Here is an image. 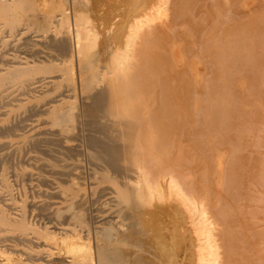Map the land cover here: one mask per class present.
<instances>
[{
  "label": "bare ground",
  "instance_id": "obj_1",
  "mask_svg": "<svg viewBox=\"0 0 264 264\" xmlns=\"http://www.w3.org/2000/svg\"><path fill=\"white\" fill-rule=\"evenodd\" d=\"M259 1L0 0L1 46H9L6 33L25 30L21 36L32 32L36 38L23 37L27 46L34 43L28 48L32 57L10 64L1 60L0 102L14 101L12 87L38 92L13 107L24 115H43L20 133L21 126L11 122L15 110L0 113V149L54 145L72 153L71 136L83 125L88 157L106 170L98 183L115 188L106 194L107 207L96 213L69 208L72 237L66 229L36 227L25 200L16 209L0 204V264H264V228H256L258 221L264 225V158L254 155L264 142L251 137L264 124V4L255 6ZM37 46L53 53L40 56ZM4 51L0 59L6 58ZM207 67L213 72L206 79ZM78 90L80 103L68 97ZM203 108L205 120L197 126L194 113ZM187 127L196 150L204 142L199 135L216 134V143H208L215 157L202 153L206 149L198 150L203 155L196 151L197 158L188 155L179 145ZM207 158L217 166V194H196L183 171L188 164L208 166ZM123 170L132 176L125 183L108 173ZM0 181L12 194L5 175ZM250 186L260 187L261 196L252 193L255 188L249 194ZM63 192L75 197L81 187L72 182ZM255 203L261 212L247 211ZM33 238L49 248L37 246L36 256L16 248L28 247ZM64 250L71 255L62 257Z\"/></svg>",
  "mask_w": 264,
  "mask_h": 264
},
{
  "label": "rangeland",
  "instance_id": "obj_2",
  "mask_svg": "<svg viewBox=\"0 0 264 264\" xmlns=\"http://www.w3.org/2000/svg\"><path fill=\"white\" fill-rule=\"evenodd\" d=\"M259 2L256 3L255 6H259V5H263L264 4V0H262V2L261 1H259ZM261 3H263V4H261ZM23 32L25 33V30L20 31L19 33L17 32L19 35H17V33H15L14 35H11L9 33H6V34H3L2 35V36H5L6 37V40L9 41V46L2 47L1 46V43H0V51H1V49H4L5 51L3 52V54L6 57L5 59H2V58L0 59V65L3 64L2 61H4V63H8L9 62L8 64H10L11 63L10 61H13V59L14 60H22L24 58H30V56L32 57V54H31L32 52L30 50H28V48H31V44H34V43H32L30 41L29 42V45L27 46L26 43H24L25 41H23V40H25L23 37H28V38L33 39L32 41H35L36 38L33 36L35 34L32 33V32H28V34L26 33L24 36H21V34H23ZM8 49H9V51H8ZM36 49L39 51V53H40L39 55L40 56H44L46 58L47 57L49 58L50 54L53 53L51 50L47 49L46 47L37 46ZM27 51H28V53H27ZM43 52H45V53H43ZM212 72H213V69L211 67L210 68L207 67L206 70H203L202 71V73L205 74L206 79L211 76ZM20 92H21V94H20ZM79 92L80 91L78 90L75 95H73V96L71 95V96H68V97H70L71 100H75L76 103H80V101L82 100V94L79 93ZM11 93H12V99L14 98L13 99L14 101H10V103H11V104L9 103L10 105H7L5 101H1L0 102V113L6 112L9 109H14L15 110V114H14V116L12 115L11 122H13L14 124H16L17 126H21V127H18V132L20 131V129L22 130L20 133L27 132L29 130V125L34 124V123H36L37 120L43 118V117H40L42 114L39 113V112H37L40 115H38L36 113L34 115H32V114L24 115L23 113H21V111L17 110V108H15L13 106L14 105H17L19 103V101H22V100L28 99V100H31L32 101V97L35 96V95H39V93L38 92H34V91H30V90H27V92H23L22 93V91H20L18 89V87L17 88L16 87H12L11 88ZM68 97H66V98H68ZM15 98L17 100H15ZM203 103H204L203 105L205 107L206 102H203ZM207 105H208V102H207ZM203 109H204V111H203ZM203 109H200L198 111V112H200L202 110L200 113H198V112H195L196 114L194 113V117L196 116L194 120H195V124L197 126H198L199 123H200L199 126H201V124H202L201 118L202 119L205 118V115H206L205 114L206 113L205 110L206 109L205 108H203ZM203 113H204V115H203ZM24 118H26V119H24ZM20 120L22 121V123H21ZM196 120H197V123H196ZM203 120H205V119H203ZM18 121H20V122H18ZM263 125L261 126L263 129L260 127V130L257 132L255 138H254V136H251L255 141H259L261 143H262V141L264 142V139H263L264 136L262 138V135L264 133V126ZM77 126H78L77 128H79V129L76 128L78 131L75 130V135L74 136H71L72 138L70 139V143L75 146V151L74 152H76L77 155L76 154H73L74 152H72V153H65V152L61 151L59 149V147H56L54 145H46L45 147H40V148H35V149L34 148H28L27 149L26 148L25 150L22 151L23 153L22 152H15L13 148L2 149V150L0 149V179L5 175V180L8 182V186L10 185L9 188H10L11 193H12V194H9L6 191H4L5 189L3 187L2 181H0V192L3 193V194L1 193L2 194V197H1V200L2 201L0 200V204L3 205V204H10L11 203L14 206L13 208L16 209V208L19 207V205L22 203V201L25 200L26 202H28V206H29L27 208V211H28L27 212V216H28V220L30 222H32L33 224L35 223L34 225L36 227H38L39 229H41V230L44 229L45 226L46 227H54V228H57L58 230H60V229H66L68 231L67 234H66L67 237H72V235H73L72 234L73 228L75 227V224L71 220V217H70V215H71L72 212L69 211V208L71 206L72 207L75 206V207H73V208H75V210L73 209L74 211H82V212L87 213V215L88 214H91V213H96L98 210H101L104 207H107V202L108 201H106V199H107L106 194H110L111 192H113V189H115L114 188V185L111 184L110 182L98 183L97 177L99 176V174H101L102 172H104L106 170H105V168L103 166L100 167L101 164L93 163L91 161V159L88 157V153L90 151V148H89L88 145H86L87 143H86V141L84 139V137H85L84 135H86V132L82 128L83 125H80L79 124ZM80 127L82 128V131H81ZM188 129H190V128L187 127V129L185 130L186 132H184L185 135L183 134L184 136L183 135L180 136L182 138L179 137V145L182 146V147H184V148L186 147V150L188 149L187 153L188 152L190 153V155H189V153H188V155L190 157L192 155L193 158H194V155H197V156H195V158H197L200 155H203V154H200L198 152L199 151L202 152V150H205L206 149L205 152L203 151L202 153H205L207 155V157H209V158L211 156L212 157H215L216 152L215 151H211V150L209 151V149H210V146H212L213 144L216 143V134H211L210 135V138L209 137L207 138V136L205 137L203 135L204 133L201 134V135H203L202 137H201V135H199L197 137V139H199V141L204 140V142L203 141L202 142H199L197 140V143L198 142H199V144L200 143H203V145H201V147H200L202 149L197 148L199 150L198 151V150H196L195 148L192 147L193 146L192 144H193V141H194L193 140L194 137H192L191 135H189L192 129H190L189 131H188ZM261 133H262V135H260ZM189 136H191V137H189ZM185 137H186V139H185ZM251 137L248 138V141H251V139H252ZM208 139H209V141H208ZM253 139L251 141L252 143H250L252 145H253V142H254ZM261 139H263V140H261ZM190 140H191V143L192 144L190 143ZM211 141H213V142L211 143ZM182 143H184V144H182ZM208 143H210L212 145H210ZM252 145H251V147H253V148H252V150L249 149V153H251V151L253 152V149L255 148ZM261 146H263V147H258V149L256 148L257 150L254 149V152H255L254 155L261 154L263 156V158H264V145H261ZM260 148H263V150L261 149L262 150L261 151ZM36 149H40L41 152L40 151H36ZM55 149L57 151H55ZM192 149H194V150H192ZM10 150H11V152H9ZM259 150H260V152H259ZM24 151L26 152L25 155H24V153H25ZM196 151L200 155H198L196 153ZM56 152H58V153H56ZM7 153H11V156L4 157V154H7ZM211 153H212V155H211ZM47 154H49L50 157ZM70 154L74 158L72 156H70ZM44 155H46V156H44ZM86 155H87V157H86ZM64 156H66V157H64ZM2 157H4V158H2ZM31 157H32V159H31ZM77 157H79V159ZM52 158H54L55 161L52 160ZM88 159L90 160L89 162H92V164L91 163L89 164V162H87ZM58 160H60V161H58ZM207 160L208 161L210 160L209 163H208L209 164L208 165L209 167L206 165L207 163L204 164L205 162L204 163H201L200 162L199 164L198 163L197 164H191V165L188 164V167L186 169H184V171H183L184 175L186 174L185 175L186 176L185 177V180H187L190 185L188 184L187 181H186V184H188V186H190V188L191 187L195 188V186H196V188H195L196 191H197L196 194H202V191H204V194H212V195L213 194H217V190H218L217 166H216L214 160H213V162H211V159H208L207 158ZM210 163H211V165H210ZM30 164H32V166ZM94 164H97L98 166L97 165L93 166ZM201 165L203 166V168H202ZM38 166H41V167H39L40 170L38 169ZM191 166L195 167L194 168V171H193V167H191ZM33 167L34 168L37 167V169L36 168L34 169ZM204 169L205 170L207 169L206 170L207 172L206 171L205 172H202ZM56 170H59L61 173L63 172L62 174H64V175L67 174V177L64 176V175H62L60 172H58ZM208 170L211 173H209ZM52 171H56V172L53 173ZM191 172H192V174H191ZM108 173L115 179V181H117L119 183H121V182L125 183V182L129 181V179L132 177V176H129L130 178L127 177V175L124 174V173L127 174V171H124V170L121 171L118 174L115 173V172H113V171H110ZM187 173H188V175H187ZM207 173H209V174H207ZM32 174H33V176H32ZM88 174H90V175H88ZM122 174H123V176H122ZM206 174H207V176H206ZM76 175L79 178L78 181H76L77 179H74V177H73V176H76ZM70 176H72V177H70ZM58 178H60L61 180L58 179ZM63 179H64L65 182L63 181ZM212 180H214V182ZM37 181H42V182H37ZM191 181H193V182H191ZM62 182H64V183H62ZM72 182L78 183L80 185V187H81V193L78 194L75 197L72 196V194H70V193L63 192V189L66 188V187H68L70 184H72ZM41 183H43V184H41ZM80 183H82V184H80ZM106 186H107V188H106ZM165 186H166V184H165ZM109 188H110V190H109ZM111 188H112V190H111ZM105 189H107V190H105ZM249 189H250V191H249ZM258 189L262 191V189L260 187L257 188V187H253V186L248 187V190L247 191H248L249 194H251L250 192H252V190H253V192H252L253 194H256L258 196L259 195L261 196V194L258 192ZM98 190L100 192H98ZM57 191H59V193L56 195L55 192H57ZM40 193H43V194L41 195ZM52 193L55 194V195H52ZM101 193H103V194H101ZM47 194L48 195H51V196L47 197ZM52 196H54V197L52 198ZM73 202H74L75 205L73 204ZM81 202H83V203H81ZM34 203H35V205H34ZM43 203H44V205H43ZM30 204H32V205L30 206ZM48 204H52V205H48ZM79 204H81V205H79ZM39 208H41V210ZM42 208H43V210H42ZM57 208L62 213V214H60V216H57L55 214L56 213L55 211L57 210ZM93 208H94V210L92 211ZM52 209H53V211H52ZM83 209H85V210H83ZM260 209H261V206L258 205V204L256 206V203H255V204H251V207L249 206V208L247 209V211L251 212V211L257 210L259 212ZM13 211L17 212L16 210H13ZM64 211H66V212H64ZM89 211H90V213H89ZM39 212H41V213H39ZM45 215L47 217H45ZM248 216H250V215L248 214ZM259 217L262 218L261 215H259ZM65 218H66V220L64 221ZM260 218H258V220ZM254 220L255 219L253 218V221ZM257 223H256V228L257 229L259 228L258 230H262L264 228V225L262 227L263 222L258 221ZM260 224H261V226H260ZM60 233H63L64 234V231H61ZM63 236L64 235H61V237H63ZM32 240L33 241L28 246L29 248L28 247H24L23 245H20L19 247H16V248L17 249L24 250V251H26L27 253H29L32 256H36V251L38 250V247L37 246H39V249H42V248L48 249L49 248V247H45L43 242L40 243L35 238H33ZM33 245H35V246H33ZM52 247H54V248H50V250L56 252L57 251V249H56L57 246L55 247V245H52ZM260 248H263L264 249V245H261ZM8 253H12V255H16V254H20L21 251H17L16 252V251L9 250ZM68 253H69L68 250H64V252L62 251V257H64V255H66L67 257H69L71 255V253H69V254ZM6 257L8 259H13L14 258V257H11V256H6Z\"/></svg>",
  "mask_w": 264,
  "mask_h": 264
}]
</instances>
